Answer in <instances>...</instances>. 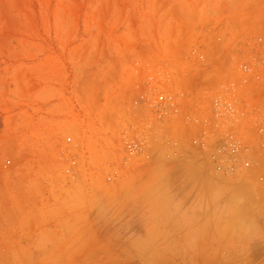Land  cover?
<instances>
[{
  "label": "rangeland",
  "instance_id": "374dc122",
  "mask_svg": "<svg viewBox=\"0 0 264 264\" xmlns=\"http://www.w3.org/2000/svg\"><path fill=\"white\" fill-rule=\"evenodd\" d=\"M262 33L264 0H0V264H264V160L217 175L180 122L124 152L143 65L198 95L193 47L217 79Z\"/></svg>",
  "mask_w": 264,
  "mask_h": 264
},
{
  "label": "built area",
  "instance_id": "2783aa9c",
  "mask_svg": "<svg viewBox=\"0 0 264 264\" xmlns=\"http://www.w3.org/2000/svg\"><path fill=\"white\" fill-rule=\"evenodd\" d=\"M248 44V50L239 52L237 61L221 62V76L217 79L211 73L214 63L208 61L201 47H193V61H186L193 78L201 79L204 69L210 70L213 77L208 87L194 96L186 88H173L174 79L181 81L182 75L168 63L158 70L152 63L143 65L144 81L137 87L134 106L148 115L149 122L147 131L125 141L126 160L151 159L148 130L153 123L180 122L194 129L191 144L208 152L217 175H248L259 167L264 160V33ZM179 146L178 140L171 141L167 157L178 156ZM257 182L264 191V173Z\"/></svg>",
  "mask_w": 264,
  "mask_h": 264
},
{
  "label": "crops",
  "instance_id": "0c3cea01",
  "mask_svg": "<svg viewBox=\"0 0 264 264\" xmlns=\"http://www.w3.org/2000/svg\"><path fill=\"white\" fill-rule=\"evenodd\" d=\"M215 19L214 18H212V20H211V24H214L215 22ZM199 29H201V26L199 27Z\"/></svg>",
  "mask_w": 264,
  "mask_h": 264
},
{
  "label": "bare ground",
  "instance_id": "6f19581e",
  "mask_svg": "<svg viewBox=\"0 0 264 264\" xmlns=\"http://www.w3.org/2000/svg\"><path fill=\"white\" fill-rule=\"evenodd\" d=\"M243 190H244V189H243ZM246 191H247V189H246ZM237 194H238V193H237ZM227 195H228V193H227ZM233 196H234V195H233ZM237 196H238V195H237ZM260 196H261V195H260ZM234 197H235V196H234ZM227 198H228V196H227ZM227 198H226V199H227Z\"/></svg>",
  "mask_w": 264,
  "mask_h": 264
}]
</instances>
